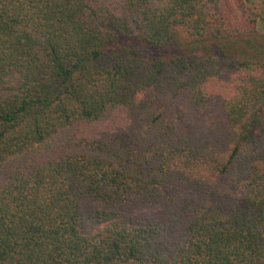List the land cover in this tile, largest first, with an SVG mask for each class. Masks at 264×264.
<instances>
[{"label":"trees","instance_id":"obj_1","mask_svg":"<svg viewBox=\"0 0 264 264\" xmlns=\"http://www.w3.org/2000/svg\"><path fill=\"white\" fill-rule=\"evenodd\" d=\"M0 264H264V0H0Z\"/></svg>","mask_w":264,"mask_h":264},{"label":"rangeland","instance_id":"obj_2","mask_svg":"<svg viewBox=\"0 0 264 264\" xmlns=\"http://www.w3.org/2000/svg\"><path fill=\"white\" fill-rule=\"evenodd\" d=\"M245 0H224L225 7L232 11L235 15L243 14V3ZM260 9H256L254 12H259Z\"/></svg>","mask_w":264,"mask_h":264}]
</instances>
